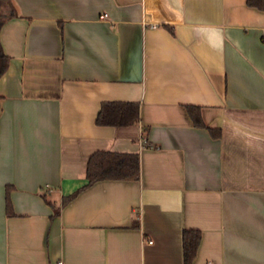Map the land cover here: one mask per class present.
<instances>
[{
  "label": "crops",
  "instance_id": "obj_1",
  "mask_svg": "<svg viewBox=\"0 0 264 264\" xmlns=\"http://www.w3.org/2000/svg\"><path fill=\"white\" fill-rule=\"evenodd\" d=\"M0 14V264H183L185 229L201 232L192 264H264V7L1 0ZM109 101L138 103V120L97 125ZM95 151L137 153L138 177L84 187Z\"/></svg>",
  "mask_w": 264,
  "mask_h": 264
},
{
  "label": "trees",
  "instance_id": "obj_2",
  "mask_svg": "<svg viewBox=\"0 0 264 264\" xmlns=\"http://www.w3.org/2000/svg\"><path fill=\"white\" fill-rule=\"evenodd\" d=\"M1 2V0H0ZM249 6L258 9L264 7V0H247ZM14 15V13H11ZM4 16L0 14V29L3 25ZM9 58L3 52L0 42V78L7 70ZM187 112L193 125L196 127H206L201 119L198 106L187 105ZM139 118V105L135 102L109 101L101 104L95 122L97 125L125 126L135 123ZM212 136L218 137L220 132L217 129L208 128ZM139 175V156L137 153L115 152V151H95L87 161L86 179L88 186L100 180H123L137 178ZM65 196L62 203L71 200L78 193ZM6 211L12 213V208L6 194ZM201 239V232L197 229H185L182 232V253L183 264H192L197 253V248Z\"/></svg>",
  "mask_w": 264,
  "mask_h": 264
},
{
  "label": "built area",
  "instance_id": "obj_3",
  "mask_svg": "<svg viewBox=\"0 0 264 264\" xmlns=\"http://www.w3.org/2000/svg\"><path fill=\"white\" fill-rule=\"evenodd\" d=\"M106 16V14H103L102 15V17H105ZM146 144L148 145V146H150V147H153L152 146V144H150V143H148V142H146ZM148 242H151V240H149ZM57 264H63L61 261H59V262H57Z\"/></svg>",
  "mask_w": 264,
  "mask_h": 264
}]
</instances>
